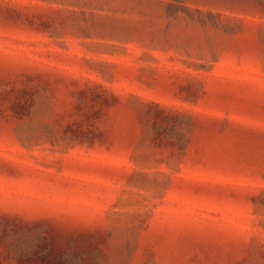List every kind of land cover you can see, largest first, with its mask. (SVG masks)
Segmentation results:
<instances>
[{"label": "rangeland", "instance_id": "obj_1", "mask_svg": "<svg viewBox=\"0 0 264 264\" xmlns=\"http://www.w3.org/2000/svg\"><path fill=\"white\" fill-rule=\"evenodd\" d=\"M0 264H264V0H0Z\"/></svg>", "mask_w": 264, "mask_h": 264}]
</instances>
